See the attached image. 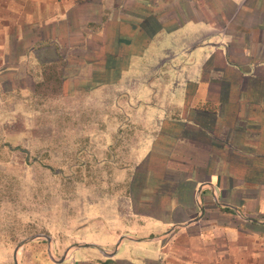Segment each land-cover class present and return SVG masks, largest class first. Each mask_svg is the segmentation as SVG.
Masks as SVG:
<instances>
[{"label": "crops", "instance_id": "obj_1", "mask_svg": "<svg viewBox=\"0 0 264 264\" xmlns=\"http://www.w3.org/2000/svg\"><path fill=\"white\" fill-rule=\"evenodd\" d=\"M7 81L129 85L115 222L53 264H264V0H0Z\"/></svg>", "mask_w": 264, "mask_h": 264}, {"label": "rangeland", "instance_id": "obj_2", "mask_svg": "<svg viewBox=\"0 0 264 264\" xmlns=\"http://www.w3.org/2000/svg\"><path fill=\"white\" fill-rule=\"evenodd\" d=\"M25 86L0 84V264L17 250L18 264H53L69 240L105 238L127 187L113 174L134 171L141 149L114 147V126L129 122L115 91L129 85L60 99L51 85Z\"/></svg>", "mask_w": 264, "mask_h": 264}, {"label": "water", "instance_id": "obj_3", "mask_svg": "<svg viewBox=\"0 0 264 264\" xmlns=\"http://www.w3.org/2000/svg\"><path fill=\"white\" fill-rule=\"evenodd\" d=\"M18 251V250H17ZM17 251L15 252L14 259H15V264H17Z\"/></svg>", "mask_w": 264, "mask_h": 264}, {"label": "trees", "instance_id": "obj_4", "mask_svg": "<svg viewBox=\"0 0 264 264\" xmlns=\"http://www.w3.org/2000/svg\"><path fill=\"white\" fill-rule=\"evenodd\" d=\"M42 86V85H41ZM37 88H38V86H37Z\"/></svg>", "mask_w": 264, "mask_h": 264}]
</instances>
